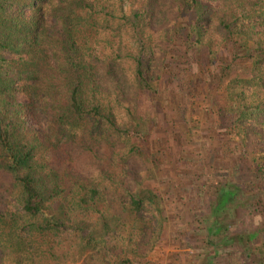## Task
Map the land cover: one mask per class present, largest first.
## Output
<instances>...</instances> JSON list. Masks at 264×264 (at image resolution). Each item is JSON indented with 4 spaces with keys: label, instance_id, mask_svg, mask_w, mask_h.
Listing matches in <instances>:
<instances>
[{
    "label": "trees",
    "instance_id": "trees-1",
    "mask_svg": "<svg viewBox=\"0 0 264 264\" xmlns=\"http://www.w3.org/2000/svg\"><path fill=\"white\" fill-rule=\"evenodd\" d=\"M123 2L0 0V264H148L158 234L142 213L159 214L158 197L147 191L131 197L126 216L109 212L97 189L74 192L78 182L67 167L78 147L97 156L95 141L105 145L115 126L97 78L99 69L113 73L107 16ZM176 3L185 24L169 41L182 46L168 59L207 74L222 98L205 120L207 175L220 181L208 195L197 264H216L225 247H241V264H264V0ZM143 14L150 15L136 12L134 20ZM150 62L136 58L134 81L153 99ZM202 84L195 79L193 87ZM86 135L91 143H83ZM250 209L262 221L232 233Z\"/></svg>",
    "mask_w": 264,
    "mask_h": 264
},
{
    "label": "rangeland",
    "instance_id": "rangeland-1",
    "mask_svg": "<svg viewBox=\"0 0 264 264\" xmlns=\"http://www.w3.org/2000/svg\"><path fill=\"white\" fill-rule=\"evenodd\" d=\"M178 6L176 0H124L120 13L109 12L107 38L113 52L108 50L107 54L112 57L113 73L110 76L99 69L97 79L103 87L100 99L112 114L115 126L109 130L105 145L95 141L97 156L78 147L71 152L73 162L67 165L72 170L71 177L78 182L74 192L82 193L81 185L97 189L109 205V212H122L126 216L131 197L149 196L147 191L158 197L159 214L154 209L142 213L143 218L153 219L152 229L158 234L145 258L148 264H197L201 260L204 249L201 231L209 215L208 195L214 194L220 181L207 175L206 160L212 142L205 122L218 111L220 88L210 85L207 74H190L184 71L188 66L183 61L168 59L182 46L181 41H169L175 39L179 26L185 24L178 18ZM144 11L150 15L138 18L141 23L134 20V13ZM168 45H172L171 50ZM137 57L151 61L149 74L158 86L153 99L135 84ZM241 68L239 65L235 71ZM200 78L205 84L194 88L193 82ZM219 135L222 140L227 136L222 132ZM86 142L91 143L87 135L83 138V143ZM159 215L162 222L158 226L154 217ZM261 221L251 209L243 210L230 231L251 232ZM220 253L216 264H241L245 252L241 247H225Z\"/></svg>",
    "mask_w": 264,
    "mask_h": 264
}]
</instances>
